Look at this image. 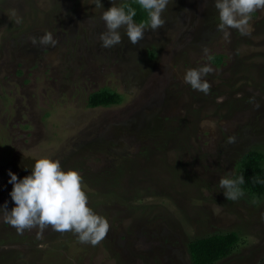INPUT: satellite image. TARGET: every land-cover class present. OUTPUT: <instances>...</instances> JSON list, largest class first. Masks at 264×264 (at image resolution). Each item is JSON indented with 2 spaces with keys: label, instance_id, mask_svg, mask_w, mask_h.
<instances>
[{
  "label": "rangeland",
  "instance_id": "rangeland-1",
  "mask_svg": "<svg viewBox=\"0 0 264 264\" xmlns=\"http://www.w3.org/2000/svg\"><path fill=\"white\" fill-rule=\"evenodd\" d=\"M100 2L0 0V208L15 207L9 171L19 180L50 158L82 176L87 206L110 225L93 247L0 219V264H188L189 240L229 231L239 240L214 264H264V199L227 200L219 186L244 152L264 154V11L250 36L233 29L225 42L215 0H172L163 28L136 45L121 28L122 44L105 49L112 3ZM44 33L55 47L31 43ZM204 65L207 95L183 79ZM102 87L121 102L87 108Z\"/></svg>",
  "mask_w": 264,
  "mask_h": 264
},
{
  "label": "clouds",
  "instance_id": "clouds-1",
  "mask_svg": "<svg viewBox=\"0 0 264 264\" xmlns=\"http://www.w3.org/2000/svg\"><path fill=\"white\" fill-rule=\"evenodd\" d=\"M171 2L172 0H132V3L117 6L111 0L112 6L104 10L100 17L106 28L99 34L101 47L111 49L122 44L121 28H124L133 45L145 38L146 29L156 33L165 25L162 14ZM92 3L95 7L102 8L100 0H92ZM133 3L147 13L146 21H134L137 10L132 6ZM214 6L219 16L217 30L222 33L224 41L228 42L230 30L233 29L243 36L251 35L253 14L264 11V0H215ZM21 22V18L17 17L16 23ZM29 39L33 45L55 47L57 44L52 33ZM204 51L207 53V49ZM213 71L209 65L188 69L183 79L193 90L207 95L211 84L205 77ZM255 107L259 108V105L256 104ZM228 142L234 143L235 138L229 137ZM8 175V182L12 184L10 196L15 207L11 211L6 209V205L0 208V219L15 228L18 234L37 229V238H42L44 231L51 227L60 234L72 232L77 235L80 243L93 247L106 238L110 225L106 218L87 206L88 197L82 190L83 178L77 171L63 170L59 160L40 158L34 163L31 175L19 180L11 171ZM256 182L264 183L260 180ZM244 183L242 174L235 178L222 177L219 180L226 199L234 202L245 195L241 187ZM252 202L258 204L259 200L254 199Z\"/></svg>",
  "mask_w": 264,
  "mask_h": 264
},
{
  "label": "trees",
  "instance_id": "trees-1",
  "mask_svg": "<svg viewBox=\"0 0 264 264\" xmlns=\"http://www.w3.org/2000/svg\"><path fill=\"white\" fill-rule=\"evenodd\" d=\"M124 3H132V0L121 4ZM132 6L137 10V15L134 17L136 23L148 19L147 13L138 5L133 3ZM209 61L217 66L222 63V56L212 55ZM121 100L120 94L102 87L87 95L85 105L87 108H106L118 105ZM241 174L245 179L244 185L241 186L245 193L243 198L251 204H253L254 199H258L259 202L263 200L264 183L256 181H264V154L256 149H249L244 152L236 161L233 172L229 177L235 178ZM238 240L237 233L233 231L214 232L193 238L185 246L188 264H214L218 260L227 257Z\"/></svg>",
  "mask_w": 264,
  "mask_h": 264
}]
</instances>
